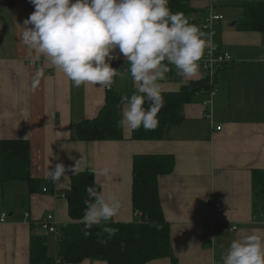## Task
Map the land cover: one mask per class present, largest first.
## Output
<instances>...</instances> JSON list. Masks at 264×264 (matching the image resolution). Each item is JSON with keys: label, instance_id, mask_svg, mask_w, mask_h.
Listing matches in <instances>:
<instances>
[{"label": "crops", "instance_id": "crops-1", "mask_svg": "<svg viewBox=\"0 0 264 264\" xmlns=\"http://www.w3.org/2000/svg\"><path fill=\"white\" fill-rule=\"evenodd\" d=\"M188 1L196 10L192 17L198 27L209 7L223 15L214 41L233 59L216 73L211 103L203 104L207 94H196L185 104L181 123L166 126L160 140H133L123 125L121 140L85 142L75 139V127L96 116L105 89L75 87L44 56L29 53L20 40V27L34 5L29 0H0V140H28L30 176L42 181L31 194L25 182L0 183V214H7V220L0 222V264H31V235L44 237L48 254L55 256L57 237L41 228L40 221L52 214L58 229L71 221L60 193L69 187L73 174L89 166L110 168L107 176L95 174V179L101 189L115 192L120 199L114 221L133 220L135 154L174 157L172 172L159 176L157 185L178 264H223V254L234 239L264 233V196L254 199L251 189L252 170L264 169V33L237 28L242 5L264 0ZM112 55L118 57L111 61L118 74L111 88L119 94L134 91L126 58L118 48ZM203 76L199 68L186 79L172 68L159 83L162 92L178 91ZM79 159L81 170L74 172ZM57 163L65 166V174L53 184L56 192H42L50 179L49 169ZM212 203L222 204L224 210L215 211ZM78 264L106 263L86 259ZM146 264L170 261L163 258Z\"/></svg>", "mask_w": 264, "mask_h": 264}, {"label": "clouds", "instance_id": "clouds-1", "mask_svg": "<svg viewBox=\"0 0 264 264\" xmlns=\"http://www.w3.org/2000/svg\"><path fill=\"white\" fill-rule=\"evenodd\" d=\"M34 11L23 21L20 40L29 53L44 56L75 87L93 85L110 89L118 71L111 66L115 49L126 58V69L134 83L120 121L131 129L146 131L158 126L164 99L160 81L169 65L186 79L195 76L206 50H213L200 28L181 12H172L169 0H29ZM147 103V107L145 104ZM81 170V159L74 172ZM107 176L110 168L94 169ZM65 174L57 163L48 176L55 184ZM82 223L84 235L101 222L110 221L121 202L115 192L86 188ZM215 238H213L214 240ZM57 264H60L57 260ZM223 264H264V233L253 232L234 239Z\"/></svg>", "mask_w": 264, "mask_h": 264}, {"label": "trees", "instance_id": "trees-1", "mask_svg": "<svg viewBox=\"0 0 264 264\" xmlns=\"http://www.w3.org/2000/svg\"><path fill=\"white\" fill-rule=\"evenodd\" d=\"M172 12H181L189 22L197 25L192 17L196 10L188 0H169ZM243 13L237 22L242 31L264 33V3H244ZM210 85L206 78L192 80L178 91L162 92L163 107L158 113V126L153 130L143 127L131 129L133 140H160L166 126L181 123L185 104L194 100L199 93L207 94ZM135 91V90H134ZM134 91L119 94L112 88L105 89L104 102L96 116L79 122L75 127L77 141H107L124 138L123 118L125 105L123 96ZM147 103L145 107H147ZM30 149L25 139L0 140V183L22 181L27 184L28 193L37 192L42 181L30 176ZM174 168V157L169 154H135L131 165V206L134 215L131 221L101 222L93 225L87 237L83 234L85 225L82 217L84 201L89 199L86 188L101 190L92 167H86L73 174L65 190L67 215L71 220L61 226L56 238L55 256L47 252L45 238L31 235L29 238V262L31 264H78L94 259L106 264H146L167 258L170 264H178L171 246V228L163 215L158 197V177L169 174ZM253 198L264 196V169H253L251 176Z\"/></svg>", "mask_w": 264, "mask_h": 264}, {"label": "built area", "instance_id": "built-area-1", "mask_svg": "<svg viewBox=\"0 0 264 264\" xmlns=\"http://www.w3.org/2000/svg\"><path fill=\"white\" fill-rule=\"evenodd\" d=\"M223 19V15L216 13L211 7L208 8V11L203 16L199 28L204 33V38L208 39L209 36H211L210 44L213 48L211 51V54L209 55L207 50L205 53L204 58L200 61L199 68L203 71V78H206L209 85H210V91L207 93V98L204 100V105H209L211 103V99L215 94L214 89V81H215V75L218 72V70L226 65H229L232 63L233 59L230 53L225 52L219 48V46L214 41V36L216 34V25ZM175 68L174 66L169 65V71ZM168 71V72H169ZM167 72V73H168ZM219 129V127H217ZM53 181L51 179L47 180V183L44 187H42V192H56V189L53 188ZM61 197H65V193H60ZM212 207L217 212H222L224 210V207L220 203H212ZM139 212H136L135 215H139ZM25 218H29V213H24ZM7 220V214L5 212H1L0 214V222H4ZM40 226L44 230L48 231L49 233H52L58 237V231H57V224L54 216L52 214H47L41 221ZM237 227L232 226V230H235Z\"/></svg>", "mask_w": 264, "mask_h": 264}, {"label": "rangeland", "instance_id": "rangeland-1", "mask_svg": "<svg viewBox=\"0 0 264 264\" xmlns=\"http://www.w3.org/2000/svg\"><path fill=\"white\" fill-rule=\"evenodd\" d=\"M211 89H209V91H210Z\"/></svg>", "mask_w": 264, "mask_h": 264}, {"label": "water", "instance_id": "water-1", "mask_svg": "<svg viewBox=\"0 0 264 264\" xmlns=\"http://www.w3.org/2000/svg\"><path fill=\"white\" fill-rule=\"evenodd\" d=\"M263 209H264V207H263Z\"/></svg>", "mask_w": 264, "mask_h": 264}]
</instances>
